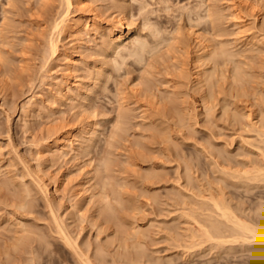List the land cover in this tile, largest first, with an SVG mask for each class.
I'll return each instance as SVG.
<instances>
[{"label": "rangeland", "instance_id": "1", "mask_svg": "<svg viewBox=\"0 0 264 264\" xmlns=\"http://www.w3.org/2000/svg\"><path fill=\"white\" fill-rule=\"evenodd\" d=\"M45 1L46 5L43 7L42 0H0V264H81L78 263L77 255L59 238L45 193L38 186L40 182L48 185V196L52 198L56 212L70 233L93 254L94 264H124L123 261H126V264H264L263 245L258 247L255 243L242 245L235 242L221 247L212 245L213 242L208 240L188 249L185 246L186 230L176 229L177 226H185L181 222L183 219L178 215L186 207L180 202L179 193L184 191L187 194L190 192L191 195L193 191L197 192L199 182L196 178H203L207 173L206 168L212 173L210 176H219V172L214 173L212 170L214 159L210 156L212 160L206 158L199 149L201 142L206 144L211 139L212 142L217 139L213 138L215 137L213 133L210 134L211 125L202 120L199 124L193 123L194 126L186 124L187 129L181 126L182 130L179 125H175L174 119L169 117V112L167 113L164 107L162 109V101L157 102L159 98L154 100L145 91L148 82L152 84L148 86L155 89V84L163 87L164 79H178L179 70L174 67L179 57L170 56L173 59H169L167 58L169 55L166 54L164 58L155 55V59L152 57L154 60L150 58L152 66L145 61L136 62L128 55L122 58L115 54L121 61L120 68L108 65L103 52L109 41V29L117 25L114 12L116 0H86L89 7L91 6L86 10L74 0L72 15H78L85 10L89 15L90 24L80 34L63 33L59 50L57 54L52 55L49 50V37L54 33L53 24L65 7L61 0ZM228 2L236 4L248 21L254 18L250 7L251 0H130L134 13L131 20L137 28L134 35L149 36L150 29L147 26L150 23L159 28L161 34L164 32L167 34L177 23H183L186 28L187 26L201 28L205 26V22L199 23V26L192 23L194 20L195 23L199 21L196 20L198 18L194 12H201L203 15L210 5L215 9L209 7L213 11L224 9L222 18L220 17L222 21L230 19L229 14L227 15L229 11H226L227 5L230 4ZM93 5L98 7L97 10H91ZM197 5L202 7L197 8ZM194 6L196 8L191 14L192 21L188 24L190 21L186 20L188 17L184 15L186 12L184 9L188 7L193 9ZM145 21L149 22L146 27ZM224 23L230 26V23L223 22V27L226 26ZM98 26L100 28L96 29ZM227 26L225 28H228ZM184 29L185 37L189 38L187 34L189 30ZM229 35L225 36L235 37ZM213 37H216L215 43H218L217 39L226 38L215 35ZM125 44L129 45V42L125 41ZM159 48L161 52L165 51V45ZM69 59H72V64ZM185 60L186 67L191 68L189 59ZM105 66L109 67V72H105L97 79L99 67ZM71 81L72 87L69 85ZM192 102L191 106L194 105ZM144 108L154 116L151 113L152 118L144 117L142 112ZM124 112L127 118L119 116ZM163 114H166V117L161 116ZM118 121L121 125L118 131L125 137H122L124 140L111 137ZM94 123L97 124L98 141L96 140L90 150L84 151L80 148L81 142L89 136L86 129ZM163 128L171 137L164 139V142L163 138L166 135L161 132ZM59 130L60 132L68 130L76 134L74 150L53 161L45 160L53 148V135ZM230 132V129H223L220 132L221 136L220 133L217 134L218 142L215 141L220 147L225 149L234 141L231 139L238 136ZM227 133L229 136L233 133L232 137H228ZM185 135L189 137L185 138ZM135 138L142 140L146 146L136 145ZM109 141L113 145L109 144ZM239 144V141L235 140L231 143L232 146L227 147L235 151L234 158L238 155L233 147ZM167 146L173 149L172 152H168ZM67 149L69 150V147ZM128 152L133 155L136 162H131L133 160L126 162ZM119 153L121 161L119 158L118 161L113 158L119 156ZM107 155L114 159L113 162L117 161L114 162L116 166L113 168L120 169L122 164V171H115V168L110 170L111 172L104 170L100 162ZM151 157L154 158L151 160ZM187 162L189 168H192L190 173L196 185L194 189L187 181ZM124 164L129 168L124 169ZM151 164L156 171L164 174V178L151 180L153 184H147L150 180H145L146 182L140 185L138 177L144 173L142 168L150 167ZM95 165L97 169L99 168L98 171L102 170L97 179L92 178V169ZM145 169L146 167L144 171ZM193 170H196L195 173ZM200 171L204 173L200 174ZM179 172H182L183 176H179ZM109 173L113 175L115 173L116 180L121 182L125 180L126 184L129 181V184L121 188L122 203L111 200L116 207L113 216L115 220H126V223L136 221L140 224L142 233L138 236L124 240L119 233L113 234L112 221L104 222L101 217H95L98 197L89 203L85 198L86 195L96 193L100 189L102 178H106ZM135 174H138L137 178ZM119 175H122L120 179ZM178 178L181 180L177 181ZM232 181L233 179L226 182L235 183L237 180ZM54 183L59 186L58 192L54 190ZM231 185L226 186V190L231 191L230 194L233 193L231 196L235 197L232 199L235 203L238 202L241 206L243 204V207L251 204L246 212L253 214L259 207V202L264 203V183L254 185V188L253 185H240L241 187ZM145 186H149V190L145 189L146 192L142 188ZM84 187L88 190L85 191ZM223 188L225 189L224 186ZM142 189L145 195L141 193ZM193 196L194 199L198 198ZM201 199L199 197L198 201ZM20 202L25 205L20 207ZM75 202H78L76 207L79 208L76 213L73 206ZM138 205L140 209H134ZM91 214L96 218L94 223L87 219ZM173 236L176 239H173ZM141 250L143 256L137 257ZM125 252L129 254L128 258Z\"/></svg>", "mask_w": 264, "mask_h": 264}, {"label": "bare ground", "instance_id": "2", "mask_svg": "<svg viewBox=\"0 0 264 264\" xmlns=\"http://www.w3.org/2000/svg\"><path fill=\"white\" fill-rule=\"evenodd\" d=\"M42 1L44 4L43 7H45L46 1ZM61 1L65 8L53 24L54 33H52V35L49 37V50L52 55L57 54L59 50V42L62 39L63 33H67V35H77L82 33L87 25L90 24L89 15L85 12V10L89 7V4H87L86 0H76L77 4L81 8L85 9L78 15H72L71 8L74 5V0ZM198 5L197 8L202 7L201 5L198 7ZM209 7H211V5L208 6V8L206 7L207 9H205V13L203 15L201 14V12H194V8H196L195 6L192 7L193 9H188L189 7L185 9L182 8L186 11L184 15H186L189 19L186 20L190 21L188 24H190L192 21L191 14L193 12L197 14L198 19L196 20L199 21H196L197 23H195L194 20L192 23L199 26V23L205 22V26H202L201 28L197 27L202 31L197 29L196 26H187L186 28L185 25H182L183 23H177L175 24L174 28H171V30L167 29V34H165V32L161 34L159 28H156L155 25L150 23V25L147 26V28L150 29V35L139 36L134 35L137 32V28L135 25H133L131 20L134 13L132 12L130 6V0H116L114 5V12L116 13L117 17V25L115 28L109 29V41L106 43V47L104 48L103 52L104 59L108 65L116 69L120 68L121 61L117 59L115 54L120 55L122 58L128 55L133 57L134 61H145L148 65L153 64L151 62V59H153L152 57H154L155 55V57H163L166 54L169 55L167 56V58L169 57V59H173L171 57L180 58V56H185V58L189 59L191 63V68L189 67L190 69L186 67L187 65H185V58H178L177 64L175 63L176 67L174 68H177V70H179L178 79H164L162 81L163 87L155 84V89H152L153 87L148 86V84L152 86V84L148 82L146 83L148 90H146L147 88L145 86V91L148 92L149 97L152 96L153 99L159 98L160 100L158 99L159 101L157 100V102L162 101V109L164 107V110L167 113L169 112V117L174 119L175 125H179L180 128L181 126H185L186 124H190L191 126L196 122V124H199L202 120H204V122L209 123L212 127L209 128L211 129L210 134L213 133L212 135H214L215 137H211H217L218 139L217 134L219 135L221 130L230 129L231 132L234 133V136L238 135V138L234 137L231 140H237V142L239 141L240 144L236 145V147H233L237 150L236 154L238 155H235L237 156V158H234L235 151H233V149L227 148L232 146L231 143H233L234 141L229 143L228 146L225 145L227 146L225 149L219 146V144L217 143V139H215L217 142L215 140H213L212 142L211 139V141L207 142L208 144H205V142H201L199 149L206 155V158L211 157L212 159H214L212 170L214 173L219 172V176H210L212 175V173L209 169L208 170L210 174L208 176V170L206 168L207 173L205 174V176L203 178H196V181L199 182V185H197L199 187V192L197 190V192L191 191V195L190 192L188 194L184 191V193H179V198L181 200L180 202L184 203L186 207H184V209L181 208L183 210L182 212L180 211L181 213L178 215L183 219L181 222H183L185 226H177L176 229L183 228L184 230H186L187 239L185 238V246L188 249L193 248L208 240L213 242L212 245L221 247L226 246L227 243L235 242H239L242 245L255 243L258 244V247H261L262 245L264 246V203L259 202L260 205L259 207H257L256 212H254L253 214L249 211L246 212L248 210L247 207H249L251 204L249 206L244 205L245 207H243L242 203V206L238 202L235 203L232 200L235 198L232 197L233 193L230 194L231 191L229 192L228 190H226V186H230L231 184L236 185V187H239L240 185H253V187H251L254 188V185L259 186L258 184L262 185L264 183V0H251L250 7L253 11L252 16L254 18L250 21L246 19V17L241 13L236 4L232 2L227 5L228 10H226L227 12L229 11L227 15L229 14L228 16L230 17V19H226L224 21H222L221 19L222 10L224 9L221 8V10L218 9L216 11H213L215 9L211 7L213 9L211 10ZM92 8L93 9L91 10H97L98 7H94L93 5ZM224 15L223 17H226ZM223 22H227V24L230 23V26H227L225 23L224 25H226L228 28H231L228 29L225 28L226 26L223 27ZM144 23L145 27L147 24H149L148 21H145ZM184 27L186 31L189 30L187 33L190 36L189 38L188 36L185 37V31L183 32ZM99 28V26L96 27V29ZM192 28H196L197 30ZM207 29H209V31H212V33L214 32L215 34H211V32H208ZM207 33H209V35ZM229 34H231L232 36L234 35L235 37H226ZM213 35L218 36L219 38L221 36H224L226 38H221V40L217 39L216 42L218 43H215L214 39L216 37H213ZM125 41H128L129 45H126ZM162 44L165 45V51L163 50L165 53L161 52L162 50H160L161 48H159V46H163ZM176 60H174V62ZM69 61L70 64H72V59H69ZM108 70L109 67H99L97 72V79L100 78L105 72H109ZM72 84V81L69 82V85L71 87ZM83 88L88 89L90 87ZM86 97L87 96H82V98ZM191 101H193V106H191ZM241 102H245V104ZM158 111L159 110H157V112ZM142 112L144 114V117H151L150 115L152 112L149 114V112H147V108L142 109ZM119 116L121 118H127L126 112H124L123 114L120 113ZM161 116L166 117V114H163ZM119 121L117 124H115L114 131L111 135V137H113L114 139L116 138L117 140H119V138H125L122 136L121 132L119 133L118 131L119 129H121ZM95 123L94 125L86 129V132L89 136L85 137L84 142H81L80 145V148L84 151L90 150L89 148L94 146V143L98 138L97 136L99 135V133L97 124ZM146 127L148 126H145V128ZM182 128L185 129L186 126ZM156 130L158 129L156 128ZM164 130L161 129L162 134L164 133V135H166L163 138V142L164 139H171L169 134L165 133L167 132V130ZM161 132L160 137H162ZM222 133H220V136ZM232 135H228V137L231 138ZM75 136L76 134H73L68 130H66V132H60V130L56 131L53 135V148H51V151L48 153L49 155L45 160L53 161L57 159V157L63 156L67 152L74 150L73 144ZM187 136L189 137V135H185V138ZM209 137H207V139ZM231 140L229 139V142ZM141 141L142 140H138V138H135L134 142L138 146H146V144L142 143L143 141ZM226 141L228 142L227 139ZM108 143L112 144L110 141ZM166 143L168 144V142ZM174 144L177 148V143L175 142ZM68 147L69 150L67 149ZM125 148L126 145L124 147V150H126ZM166 149L169 153L172 152V148H170L169 146H167ZM232 151L233 155L231 153ZM109 156L110 155H107L100 162L103 165L104 170L111 172L115 168V171H122L123 167L122 164H119V162L118 164L120 165V169L117 167L113 168L114 165L116 166V163L114 162L118 161L120 153L119 156L117 155L118 157H113L114 159H117V161L114 162V159H111V157ZM126 156L128 157L126 162L129 163L131 160H133L131 162H136L131 153L128 152ZM239 156H241V158ZM153 158L151 157L150 159L152 160ZM148 159L146 162L149 161ZM88 161V163L90 164L91 158ZM119 161H121L120 158ZM225 163H227V165ZM134 164L135 163H132V165ZM129 165L131 166V164ZM139 165L140 164H138V166ZM95 166L92 169V178L97 179L99 176L98 174H100L99 172H102V170L98 171L99 168L97 169V165ZM126 167L128 166H125L124 169H126ZM145 167L146 169L144 171ZM145 167L142 168V172L144 173H139V175L141 174V179L138 177V174H135L136 178L138 177V180L141 181L140 185L144 184V182H146L145 180H150L149 182H147V184H153V181L151 182V180L164 178V174H160L158 170L156 171L155 167L152 166V164L150 165V167ZM186 168L188 169L186 171L188 184L192 185L194 189V186L196 185L194 183L193 176L191 175L192 173H190V169L192 168H189L188 162ZM194 171L196 170H193V173H195ZM179 173V176H183L182 172ZM202 173L200 171V174ZM110 174L111 173H109V175L107 174V176H105L106 178H102L100 189L96 193L88 194L85 196V198L89 203L94 201V199L98 197L97 215H95V217H101L104 222L112 221L114 227L113 234L119 233L124 240L128 237L130 238L133 236H138L140 235V233H142V227H140L141 225L136 223V221H132L130 223L127 220L129 222L128 224V222H125L126 220L123 221L121 219H114L115 217L113 216V214L115 206L113 205L111 200L114 199L118 203H122L121 188H123V186L126 184V181L122 180L121 182V180H116L114 176L115 173L114 175ZM120 176L122 175H119L118 179H120ZM174 179L176 180V178ZM230 179H233L232 182H234L235 180L237 181L235 183H227L226 181H231ZM179 180H181V178H178L177 181ZM128 182L129 181H127V184H129ZM174 183L177 182L174 181ZM38 186L45 193L44 196L46 197L48 206L50 207V211L53 215L54 223L56 225V232L59 234V238L63 240L65 245L68 246L75 255H77L78 263L94 264L95 261L93 254L88 252V249L86 247H83L82 243L78 242L77 238L70 233L61 216L56 212L55 204H53L54 202H52V198L49 197L50 195L48 196V185L46 183L40 182ZM223 186L225 187V189L223 188ZM184 187L185 189L187 188L186 186ZM142 188H144V190H149V186H145ZM54 190L55 192L59 191V186L57 183H54ZM84 190L87 191L88 188L84 187ZM143 192L141 193L145 195L146 190L144 193ZM149 194L147 195L149 196ZM156 194L154 195L155 198L157 197ZM193 195L202 199L198 201V198L195 197L194 199ZM155 201H157V199ZM77 203L78 202H75L73 204L74 213L79 210V208L76 207ZM134 204L137 205L136 202ZM24 205L25 203L23 202L19 203L20 207ZM139 206L140 205H138V207H133L134 209L138 210ZM251 210L252 209H250V211ZM253 210H255V208H253ZM258 210H260V212H258ZM93 216L94 215L92 214L88 215L87 219L90 222H93L96 219ZM173 239L176 238L173 236ZM47 243L49 244V241H47ZM47 243L46 246H48ZM141 251V254H139L138 256L136 255L137 257L143 256V250ZM128 255L129 254H126L125 256L127 257ZM133 257H135V255ZM133 257H131V259ZM125 260L129 261V259ZM123 262L124 264H126V261Z\"/></svg>", "mask_w": 264, "mask_h": 264}]
</instances>
